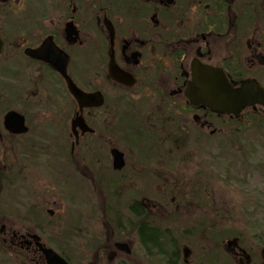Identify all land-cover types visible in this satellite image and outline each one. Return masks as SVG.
I'll return each mask as SVG.
<instances>
[{"label": "flooded vegetation", "instance_id": "flooded-vegetation-1", "mask_svg": "<svg viewBox=\"0 0 264 264\" xmlns=\"http://www.w3.org/2000/svg\"><path fill=\"white\" fill-rule=\"evenodd\" d=\"M204 66L235 88L264 86V0H0V264H50L52 252L66 264H208L190 262L174 231L154 225L156 212L184 219L195 168L226 180L239 132L264 110L219 113L199 101ZM73 87L94 95L88 105ZM83 185L105 198L69 215ZM204 185L191 201L195 234L206 217L236 219L226 188L249 186ZM141 189L163 192L165 205ZM81 219L111 230H79ZM222 238L234 264H263L264 247Z\"/></svg>", "mask_w": 264, "mask_h": 264}, {"label": "rangeland", "instance_id": "rangeland-1", "mask_svg": "<svg viewBox=\"0 0 264 264\" xmlns=\"http://www.w3.org/2000/svg\"><path fill=\"white\" fill-rule=\"evenodd\" d=\"M258 75L264 82V70L259 72ZM239 133L242 137H238L236 140V156L238 157H236L235 165L233 166L235 169L232 170L233 175L230 172L227 179L223 181L222 173H216L208 165L205 170V176L203 174L204 171L201 170L199 173L198 169L195 168L188 175L187 179L186 192L189 194L190 202L184 219L174 222L166 216L162 209H158L156 212L157 219L154 225L158 226L162 232H167V229L174 231L175 237L181 244V247L186 246L188 248L190 262L195 263L203 260V262H208V264H234L220 249L223 241L222 236H225L229 232L243 236L245 245L252 247L255 254H258L260 249L264 247V116L255 118L249 131L244 132L243 129ZM248 154L249 157L246 158L245 155ZM240 155L244 159L240 158ZM231 178H236L238 182L249 184L246 192L241 191L238 187H236L237 190L231 192L232 188L228 190L225 187L227 190L225 194L227 196L224 198L231 203L232 214L235 215L236 219L231 222L215 223L206 217L205 222L199 227L201 232L197 234L193 233V219L197 214V208L191 204V201L194 202L193 200L203 198V190L206 188L205 183L219 185L225 182L228 183ZM106 193V191L95 190L87 185H83L77 190L78 202L76 206L69 209V215H74V212H76V217L78 215H85L87 212L90 214V211L92 213L91 208H94L92 206L96 202L102 204ZM132 193V191L125 192V201L131 197ZM140 193L142 196H148V198H152L156 202L165 205L163 192L143 191L141 189ZM162 207L165 208V206ZM243 214H247L246 218L242 216ZM249 214L253 215L249 216ZM70 217H68V220L61 222L60 230L62 232L72 230V219ZM76 223L79 226V230L83 231L85 229L91 231L111 230L108 224L98 223L94 219L90 223H86L83 219H81V222ZM183 230L185 232L183 236H180L178 232H183ZM220 231L224 232H221V235L218 236L217 232ZM160 259V257H156V260ZM257 261L260 262L259 260Z\"/></svg>", "mask_w": 264, "mask_h": 264}, {"label": "water", "instance_id": "water-1", "mask_svg": "<svg viewBox=\"0 0 264 264\" xmlns=\"http://www.w3.org/2000/svg\"><path fill=\"white\" fill-rule=\"evenodd\" d=\"M195 81L200 86L197 95L202 101L219 113H233L238 115L242 110L251 106L264 108V87L253 81H245L240 87H233L222 70L204 66L195 75ZM72 89V88H71ZM73 93L81 105H88L93 94H85L73 87ZM114 166H123L122 154L114 151ZM188 254L189 253V250ZM51 252V251H50ZM264 263V249L262 250ZM50 264H66L61 257L52 252Z\"/></svg>", "mask_w": 264, "mask_h": 264}, {"label": "trees", "instance_id": "trees-1", "mask_svg": "<svg viewBox=\"0 0 264 264\" xmlns=\"http://www.w3.org/2000/svg\"><path fill=\"white\" fill-rule=\"evenodd\" d=\"M154 237H155V235H154Z\"/></svg>", "mask_w": 264, "mask_h": 264}]
</instances>
